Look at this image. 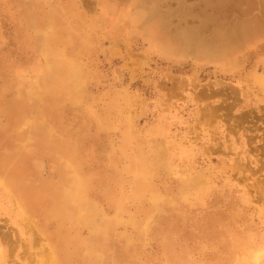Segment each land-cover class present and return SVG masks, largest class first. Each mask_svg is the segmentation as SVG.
Segmentation results:
<instances>
[{"label": "rangeland", "instance_id": "374dc122", "mask_svg": "<svg viewBox=\"0 0 264 264\" xmlns=\"http://www.w3.org/2000/svg\"><path fill=\"white\" fill-rule=\"evenodd\" d=\"M0 264H264V0H0Z\"/></svg>", "mask_w": 264, "mask_h": 264}, {"label": "bare ground", "instance_id": "6f19581e", "mask_svg": "<svg viewBox=\"0 0 264 264\" xmlns=\"http://www.w3.org/2000/svg\"><path fill=\"white\" fill-rule=\"evenodd\" d=\"M75 82H76V81H75ZM75 86H76V89H77V88H78V90L80 89V86H79L78 84H75ZM75 86H74V87H75ZM76 89H75V90H76ZM25 124L28 125V122H26ZM69 177H71V176H69ZM1 230H2V229H1ZM3 240H4V239H3ZM40 250H41V249H40ZM45 252H46V251H45ZM42 253H43V252H42ZM49 257H50V256H49Z\"/></svg>", "mask_w": 264, "mask_h": 264}]
</instances>
